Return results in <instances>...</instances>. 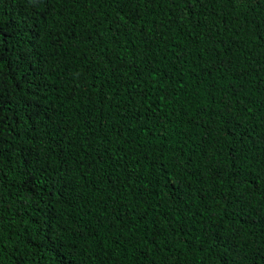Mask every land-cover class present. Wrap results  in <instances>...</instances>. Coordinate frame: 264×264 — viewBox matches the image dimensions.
Here are the masks:
<instances>
[{"label": "trees", "instance_id": "1", "mask_svg": "<svg viewBox=\"0 0 264 264\" xmlns=\"http://www.w3.org/2000/svg\"><path fill=\"white\" fill-rule=\"evenodd\" d=\"M0 264H264V0H0Z\"/></svg>", "mask_w": 264, "mask_h": 264}]
</instances>
